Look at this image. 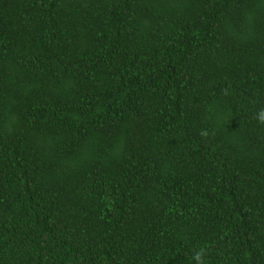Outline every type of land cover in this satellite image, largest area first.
I'll return each instance as SVG.
<instances>
[{
    "label": "trees",
    "instance_id": "1",
    "mask_svg": "<svg viewBox=\"0 0 264 264\" xmlns=\"http://www.w3.org/2000/svg\"><path fill=\"white\" fill-rule=\"evenodd\" d=\"M0 264H264V0H0Z\"/></svg>",
    "mask_w": 264,
    "mask_h": 264
},
{
    "label": "clouds",
    "instance_id": "2",
    "mask_svg": "<svg viewBox=\"0 0 264 264\" xmlns=\"http://www.w3.org/2000/svg\"><path fill=\"white\" fill-rule=\"evenodd\" d=\"M195 259H196L197 261H201V253H200V252H197V253L195 254Z\"/></svg>",
    "mask_w": 264,
    "mask_h": 264
}]
</instances>
